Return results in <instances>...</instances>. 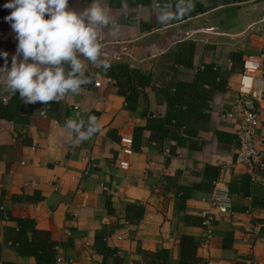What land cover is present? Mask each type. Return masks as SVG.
<instances>
[{
  "label": "crops",
  "instance_id": "obj_1",
  "mask_svg": "<svg viewBox=\"0 0 264 264\" xmlns=\"http://www.w3.org/2000/svg\"><path fill=\"white\" fill-rule=\"evenodd\" d=\"M252 1L102 0L118 25L116 36L108 29L100 35L107 70L83 61L90 82L46 104H25L0 84V217L11 218H0V264H37L34 251L50 242L55 264H145L144 252L160 250L168 251V264H179L184 235L195 238L196 257L207 264H264V184L251 181L252 166L236 163L243 57L261 54L264 39L258 30L241 43L143 39ZM6 2L0 0V51L9 53L10 66L17 40L4 20L12 11ZM90 3L69 0V7ZM185 50L186 64L178 61ZM117 65L150 76L135 109L110 76ZM259 82L264 88V65ZM90 115L100 131L73 144L65 122H87ZM121 136L134 139L129 170L118 166ZM256 140L264 151V103ZM216 180L229 188L232 208L214 223L208 246L201 214L211 209L207 199ZM18 220H26L22 235ZM21 237L30 245L20 254Z\"/></svg>",
  "mask_w": 264,
  "mask_h": 264
},
{
  "label": "clouds",
  "instance_id": "obj_2",
  "mask_svg": "<svg viewBox=\"0 0 264 264\" xmlns=\"http://www.w3.org/2000/svg\"><path fill=\"white\" fill-rule=\"evenodd\" d=\"M11 9L4 17L15 33L17 46L9 66L7 51H0V84L12 94L18 93L25 104H46L76 94L89 83L83 61L102 67L110 66L101 57L100 35L108 29L118 34V25L102 0L77 10L69 0H7ZM97 118L87 122L69 119L65 122L68 139L79 144L100 131Z\"/></svg>",
  "mask_w": 264,
  "mask_h": 264
},
{
  "label": "built area",
  "instance_id": "obj_3",
  "mask_svg": "<svg viewBox=\"0 0 264 264\" xmlns=\"http://www.w3.org/2000/svg\"><path fill=\"white\" fill-rule=\"evenodd\" d=\"M258 33L264 39V11L262 12ZM264 65V49L261 54H248L243 57V71L239 80V115L243 119V125L237 132L236 163L247 164L253 167L251 181L264 184V151L257 145L256 135L260 124V112L264 103V88L259 82V75ZM100 86L101 82H95ZM227 117H234V113H228ZM121 152L124 158L118 161L121 170L131 168V156L134 153V139L132 136L120 137ZM169 154V149L164 150ZM104 190L113 192L111 188L103 186ZM154 191H158L155 187ZM211 209L202 212V224L207 229L206 243L211 244L212 228L219 216L227 214L232 208L231 192L229 188L222 185L219 180L213 184V189L207 199ZM255 234L257 227L253 228ZM121 239V238H119ZM57 261H61L60 258ZM70 262V261H69ZM207 259H200L197 264H207Z\"/></svg>",
  "mask_w": 264,
  "mask_h": 264
},
{
  "label": "water",
  "instance_id": "obj_4",
  "mask_svg": "<svg viewBox=\"0 0 264 264\" xmlns=\"http://www.w3.org/2000/svg\"><path fill=\"white\" fill-rule=\"evenodd\" d=\"M264 11V0L222 6L185 22L169 26L143 38L159 36L168 43L186 39L216 40L225 43H241L256 31ZM134 47L136 46L132 43Z\"/></svg>",
  "mask_w": 264,
  "mask_h": 264
},
{
  "label": "trees",
  "instance_id": "obj_5",
  "mask_svg": "<svg viewBox=\"0 0 264 264\" xmlns=\"http://www.w3.org/2000/svg\"><path fill=\"white\" fill-rule=\"evenodd\" d=\"M184 46H190L193 47L194 44L191 43H185ZM192 55V52L190 56ZM180 63L190 62V59L186 56V50H185V59H179ZM178 62V63H179ZM204 70L209 73V75L213 78L216 77L217 73L213 72L212 69H209L208 67H204ZM125 74V75H124ZM126 76V80L123 81L121 76ZM111 78H115L117 80V86L119 88V91L125 95L127 102L129 104V107L131 109H135L136 107V101L139 97V94L141 90H143L145 87H147L150 83V76L145 75L141 73L137 69H131L128 66H121L117 65L114 66L110 71ZM136 81V84L133 85V83ZM4 220H10V216L8 214H2L0 217ZM19 222V233L22 235V233L25 231V227L23 226L26 223V220H18ZM28 242L24 240V238H20L17 240V250L21 254L23 253L22 249L26 246H28ZM56 244L54 242H50L48 246H43L40 248V252L34 251V256L36 258L37 264H55L56 261V250H55ZM180 247H181V254H180V261L179 264H197L199 261V258L196 257V251L198 248V243L192 236L184 235L181 237L180 240ZM145 256V264H168L169 261V254L167 250H160L156 253H146L144 252Z\"/></svg>",
  "mask_w": 264,
  "mask_h": 264
}]
</instances>
